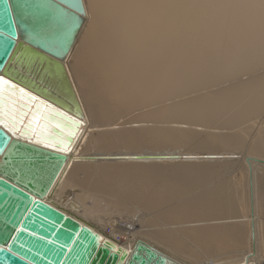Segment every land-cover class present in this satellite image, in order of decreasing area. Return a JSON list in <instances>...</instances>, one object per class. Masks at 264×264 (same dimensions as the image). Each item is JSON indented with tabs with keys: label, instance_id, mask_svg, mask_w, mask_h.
Here are the masks:
<instances>
[{
	"label": "bare ground",
	"instance_id": "1",
	"mask_svg": "<svg viewBox=\"0 0 264 264\" xmlns=\"http://www.w3.org/2000/svg\"><path fill=\"white\" fill-rule=\"evenodd\" d=\"M40 1L54 6L60 15L68 11L81 18L72 32L70 40L76 38L71 49L68 51L69 42L63 51L57 50L61 67L38 58L35 64L15 62L10 71V75L21 78V67L36 74L34 68L39 67L38 73L48 83L42 92L75 118L66 120L57 114V128L62 134L57 130V138H43L52 135L54 125L48 123L36 139L66 155L45 201L69 204L74 213L88 219L83 224L130 251L131 256L144 243L164 264H189L178 257L192 256L185 240L202 246L209 254L242 248L245 240L235 239L238 232L230 222L238 218L234 209L243 212L248 199L252 243L250 254L237 264H263L264 260L255 256L260 212L256 169L264 167L258 163L262 160L246 158L245 176L238 172L229 176L228 165H222L215 174L203 178L200 168L193 171L176 165L220 160L227 153L205 155L216 158L191 153H132L153 149V145L193 142L199 137L191 129L194 127L204 129L212 145L226 151L252 148L264 154L261 130L252 133L251 129H238L251 116H264V0ZM34 34L32 31L29 38L36 41ZM30 82L25 84L31 86ZM16 100L28 102L24 97ZM37 115L34 111L29 116L33 127ZM261 119L264 124V117ZM76 121L81 122L79 127ZM76 126L77 134L67 145V134ZM221 155L223 158H218ZM153 163H177L168 172L172 178L160 183L159 177L167 169ZM262 182L264 185V178ZM212 183L216 187L196 195L197 190ZM66 187L78 191L68 202ZM83 195L92 202L90 208L82 204ZM107 198L156 210L158 218L169 224L165 227L162 221L163 227L158 225L161 229L151 231L142 226L138 230L135 226L122 229L101 214L105 209H101L102 201ZM143 236L165 246L176 257L138 239ZM138 241L141 243L136 245Z\"/></svg>",
	"mask_w": 264,
	"mask_h": 264
},
{
	"label": "water",
	"instance_id": "2",
	"mask_svg": "<svg viewBox=\"0 0 264 264\" xmlns=\"http://www.w3.org/2000/svg\"><path fill=\"white\" fill-rule=\"evenodd\" d=\"M80 21L79 15L68 11L60 15L40 0H0V264H150L154 260L164 264L144 243L138 241L137 253L131 256L130 251L45 201L66 155L36 139L48 123L54 125L52 135L43 138H57V130L62 134L57 114L75 118L42 92L48 83L38 73L39 67L34 68L37 74L21 67V78L10 71L15 62L34 63L38 58L61 67L57 50L63 51L69 42L71 49L76 38L70 40L72 32ZM32 31L36 41L29 38ZM27 81L37 86L32 82L28 86ZM18 97L26 98L27 104ZM34 111L38 114L35 127L29 123ZM77 126L67 134V145L77 134Z\"/></svg>",
	"mask_w": 264,
	"mask_h": 264
},
{
	"label": "rangeland",
	"instance_id": "3",
	"mask_svg": "<svg viewBox=\"0 0 264 264\" xmlns=\"http://www.w3.org/2000/svg\"><path fill=\"white\" fill-rule=\"evenodd\" d=\"M262 117H264L263 114L260 116L253 115V116H251L250 121L246 125L243 124L238 129L241 131L244 129H251L252 133H255L257 130L258 131L261 130L260 134L262 136H264V124L262 123L263 122V120L261 119ZM191 129L198 132L199 137L201 136V139L198 137V139L197 140L195 139L193 142L178 143L176 145H170L167 147L166 146H161V147L155 146L154 147V145H153V149L142 148V149H138L136 152H134L132 154H134V155H137V154H140V155H142V154H156V155L177 154L178 155L179 154L180 155L181 154L182 155V154L191 153V154H197L196 156L207 157L205 155H208L207 153H211V152L212 153H219V154L227 153V155H223L224 157H227V158L220 159V160L216 159L215 161H211V159H207V160L205 159L206 160L205 161L204 159H202L200 161H196L197 163L176 165L177 167L181 166V167L189 168L190 170H193V171H196L197 168H200L199 171L203 172V173H201L203 175V178H204V175L210 176L211 174H215L216 171L219 169V167L222 165H228L227 167H228V169H230V170H228V172H230L229 176L235 174L236 172H238L239 174H242L245 171L243 164L245 163L246 158L254 157V158L260 159L263 162L259 161L258 163L264 165V154L259 155V154L255 153L254 149H252V148L249 150L241 149V150H236V151H226L224 148L219 147L216 144L212 145V143H211L212 140L206 135L204 129H195L194 127H191ZM199 142H204V143H203V145L196 147L199 144ZM210 147H211V149H210ZM228 152H229V154H228ZM231 153H233V154H231ZM219 157H222V155ZM116 158L119 160H122L119 157H116ZM125 160H127V159H125ZM76 162H78V161H76ZM153 164L161 165V166H163V168L165 167V169H167L166 170L167 173H164V174L160 175V177H159V182L162 183V182L168 181L169 179L172 178L168 172L170 171L171 168H173V164H177V163H153ZM192 166L196 167V168L193 169ZM234 167H235V169H234ZM256 170H257V178L256 179H257L258 187H260V188H258L259 191H257L258 192V198H259L258 201H259V211L260 212H259V215L257 216V220H256V223H257L256 228L258 230V233H257L258 237H257V254H255V256L257 255V258L259 261L260 259L264 260V203L262 204V202H264L263 201L264 200V185L262 182V180L264 178V167L262 168L261 166H259V167H257ZM244 173H243V175L245 176L246 173L245 174ZM79 175L82 176L81 172L79 173ZM229 176L228 177L224 176V179L230 178ZM242 179H244V178H242ZM214 186L216 187V185L214 183L209 184L207 186V188H205L204 190H202V191L197 190L196 195L199 193H202L204 191L208 192V191L212 190V188ZM244 187H245V193L247 194V192H248L247 182H245ZM71 190H73V192H71ZM64 193L66 194L65 199H67V202H68L70 199L76 197V195L78 194V191L76 188L66 187ZM81 201L84 202L82 204L86 207L90 208L92 205V202L90 200H87L84 195H83ZM112 201L113 200H108V198L103 199L101 209H103V208H105V209H103L101 214L106 215V218L109 219L111 222H116L117 225H119V227L122 229L128 227L129 230H132L133 226H135L138 230L139 226L140 227L142 226L143 230L149 229L151 231V230H154V228L155 229L156 228L161 229L160 227L161 226L163 227V224L165 227L169 224V223H164V221L161 219V217L158 218L156 210L147 209L143 206H134V205L131 206V204L124 203L122 201L121 202L118 201V203H114ZM55 203L56 204H54V206H57L62 211L78 218L81 222L82 221L83 222L88 221V219L86 217H84L82 214L74 213L73 208L71 206L69 208V204H65V202H63L61 204H59V203L57 204V202H55ZM247 205H248V199H246V201H245V207H244L243 212H239V211H236L234 209L238 218H235V220L233 219L235 222H233V220H231V222H230L231 224L233 223L232 227L236 228L237 232L239 233V234L236 233L235 239H237V236H238V238H240L242 242L245 240L243 243H241V245L243 244L244 247L243 246H242V248L239 247L240 250H238L239 248L237 250H236V248L231 249V251L228 250L230 253L232 252V255L229 254L228 251H224L225 253H228V255L225 254L224 252H221V253L219 252V254H216L217 252L209 254V253H206L205 250H203L202 246H200L198 244H193V242L185 240L184 244H185L186 248L192 249V252H191L192 256L189 257L188 254L187 255L184 254V256H183V254H179L178 257L181 260H185V262H187L189 264L190 263L191 264H237L239 262H243L245 257H246L245 255L250 254V248L249 247H251V243H252L251 237H250L251 236V234H250V232H251L250 217H249V214L247 212ZM241 213H243V214L241 215ZM162 221H163V224H162ZM158 225H160V227H158ZM239 225H241V226L243 225L242 226L243 228ZM129 226H131V228ZM155 226H157V227H155ZM238 226H239V228L241 227L240 231L238 230L239 229ZM142 228H140V229H142ZM107 229H108V227H107ZM244 234H247V235H244ZM243 237L244 238L247 237V238L244 239ZM138 239L145 240L149 244H151V245H153L159 249L166 250L170 254L173 255V252L167 250L165 248V246H162L158 243L156 244V242H154V241H153L154 242L153 243L147 237L143 236V237H140ZM241 245H239V246H241ZM242 249H243V251H242ZM173 256H175V255H173ZM185 257L187 260L184 259ZM188 258H189V260H188ZM262 262L264 264V261H262Z\"/></svg>",
	"mask_w": 264,
	"mask_h": 264
}]
</instances>
